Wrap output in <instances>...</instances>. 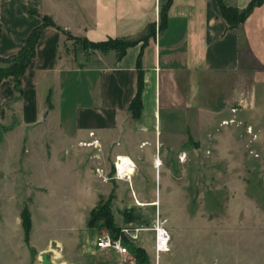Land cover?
I'll list each match as a JSON object with an SVG mask.
<instances>
[{
    "label": "crops",
    "instance_id": "0c3cea01",
    "mask_svg": "<svg viewBox=\"0 0 264 264\" xmlns=\"http://www.w3.org/2000/svg\"><path fill=\"white\" fill-rule=\"evenodd\" d=\"M249 1L0 0V58L15 56L44 16L60 29L47 27L41 32L35 56L21 77V94L14 90L12 77L0 82L3 142L19 131L21 148H26L34 132V154L46 164H59L54 145L39 140L36 133L52 117L67 131L74 128L78 146L86 149L81 157L84 182L73 189L66 207L54 210L85 211L86 217L83 221L78 213L63 212L56 232L31 220L29 242L24 243L29 264L32 255L39 260L34 264H42L43 256L53 264L57 257L47 255L58 251L53 244L65 257L90 253L97 236L90 240L94 230L87 226L89 214L100 200L110 206L111 196L126 192L120 181L128 183L138 207L158 206L137 190L132 175L119 179L114 162L128 159L136 173L144 161L152 160L155 169L162 131L168 140V151L164 150L168 160L171 148L189 140L206 141L210 135L220 142L224 133L233 147V133L244 122L251 131L248 123L259 115V102L264 100V0L234 27L228 26L218 8L221 2L241 12ZM149 26L154 27L153 34ZM66 34L93 43L108 39L136 43L121 58L115 51L97 52V62L85 66L78 60L84 54ZM139 72L141 110L135 117L130 104L137 94ZM48 179L52 178L45 176L44 183L34 185L39 194L56 193V184ZM167 180L169 184V175ZM139 197L146 202H139Z\"/></svg>",
    "mask_w": 264,
    "mask_h": 264
},
{
    "label": "rangeland",
    "instance_id": "374dc122",
    "mask_svg": "<svg viewBox=\"0 0 264 264\" xmlns=\"http://www.w3.org/2000/svg\"><path fill=\"white\" fill-rule=\"evenodd\" d=\"M70 41L84 54L79 63L88 66L97 62L94 58L101 52L99 49ZM106 46H116L117 52L109 51L118 55L122 44L108 42ZM85 58H90V62ZM14 63L11 58L0 60V69H9ZM39 92L41 96V89ZM259 105V115L248 123L251 131L244 122L233 133V147L226 142L230 139L228 134L222 133L220 142L209 135L206 141L189 140L185 146L171 148L168 160L164 156L168 140L162 131L160 151L156 153L162 166L160 163L155 170L152 160L144 161L132 174L137 190L146 192V200L153 199L158 206L138 207L128 183L120 181L126 192L111 196L112 221L102 210L93 216L96 223L90 228L94 230L90 240L105 233L113 235L116 228L123 226L152 229L158 215L170 235L167 252L156 255L154 234L148 231L140 234L126 257L97 251L95 247L82 257H65L53 244L52 249L58 251L47 254L50 259L57 257L53 264H264V100ZM3 120L0 115V123ZM36 133L39 140L54 145L59 164L51 166L34 154V132L30 133L26 148H21L22 133L15 131L3 142L6 134L0 125V264L30 263L21 222L24 209L35 226L45 223L53 232L64 220L63 212L78 213L54 210L57 206L66 207L65 202L73 199V189L84 182L86 170L81 157L86 149L78 146L74 128L67 131L52 117ZM216 143L220 145L217 147ZM45 176L56 184L55 194L41 195L34 186L44 183ZM144 199L139 197V202L145 203ZM78 216L84 221L85 211ZM36 236L40 238L41 233ZM135 248L143 252V259L135 257ZM37 261L38 257L32 255V264Z\"/></svg>",
    "mask_w": 264,
    "mask_h": 264
},
{
    "label": "trees",
    "instance_id": "16d2710c",
    "mask_svg": "<svg viewBox=\"0 0 264 264\" xmlns=\"http://www.w3.org/2000/svg\"><path fill=\"white\" fill-rule=\"evenodd\" d=\"M260 2L261 0H250L246 8L242 10L241 12H238L234 8L226 7L221 2H218V8H219L220 15L227 22L228 26L234 27L238 23L242 22L246 18V16L251 12V10L260 4ZM167 6H168V2H167V5H165V8L161 10V17H162L163 11L164 10L166 11ZM161 26H162V19H161V22L158 28L161 29ZM47 27H53V28H56L57 30H60L58 27L55 26V24L48 17H45V16L42 17L41 24L30 32L27 38L23 41V45L20 48L19 52L15 56L10 57L11 59L15 61L14 65L9 69H0V82L8 77H12L14 80V90L18 92L19 94H21V77L24 74L26 68L29 66L31 60L35 56V47L40 38L41 32L43 31V29ZM153 32H154V27L151 28V26H149V34H153ZM66 36H67V39L69 40H74L76 42L80 41L82 44H85L88 47H92L93 49L95 48L99 49L101 52H103L102 51L103 49L104 51L106 50V52L109 50L116 51L117 49L116 46H112V47L110 46L108 48V46L106 45L108 42H120L122 44V47H120L118 58H121L125 54L127 48L133 46L136 43L133 41L123 40V39H108L103 42L93 43V42L87 41L86 39L72 37L69 34H66ZM7 59L0 58V60L2 61H6ZM137 64L139 68L140 58H138ZM141 91H142V76H141V73L139 72L137 94L130 104V110L135 117L139 116L140 110H141V99H140ZM99 210H102V212L106 216H108L109 221L110 220L112 221L109 202L108 203L104 201L101 202L100 200L98 208L93 209L89 214V220L87 223V226L89 228H93L94 224L96 223V220L93 219V216ZM21 222H22V227L24 231V242L26 245H28L29 232L31 229V221H30V214L26 209H24L21 214ZM117 233H118V229L116 228L114 230L113 236H115ZM131 249H133L132 246L130 248V251ZM134 253L136 254L135 255L136 258L138 259L144 258V255H142L143 252L140 251L139 249L135 248ZM139 255H142L143 257Z\"/></svg>",
    "mask_w": 264,
    "mask_h": 264
},
{
    "label": "built area",
    "instance_id": "2783aa9c",
    "mask_svg": "<svg viewBox=\"0 0 264 264\" xmlns=\"http://www.w3.org/2000/svg\"><path fill=\"white\" fill-rule=\"evenodd\" d=\"M156 37H158V27L156 28ZM119 163L121 164L120 158H117L114 162L116 174H118ZM148 231L154 234V252L156 255L167 252L170 235L164 227V222L160 221L158 215L156 216L152 229L123 226L118 229V233L115 236L109 233L97 236L95 248L97 251H110L120 257H126L130 255V248L139 239L140 234Z\"/></svg>",
    "mask_w": 264,
    "mask_h": 264
},
{
    "label": "bare ground",
    "instance_id": "6f19581e",
    "mask_svg": "<svg viewBox=\"0 0 264 264\" xmlns=\"http://www.w3.org/2000/svg\"><path fill=\"white\" fill-rule=\"evenodd\" d=\"M120 161H121V164L119 163V169H118L117 175L119 179H125L134 173V168L133 166H131V163L129 162L128 159L121 158ZM154 166L155 168L160 167V162L158 161V157H156L154 160Z\"/></svg>",
    "mask_w": 264,
    "mask_h": 264
},
{
    "label": "water",
    "instance_id": "95a60500",
    "mask_svg": "<svg viewBox=\"0 0 264 264\" xmlns=\"http://www.w3.org/2000/svg\"><path fill=\"white\" fill-rule=\"evenodd\" d=\"M42 264H49V261L46 260L45 256L42 257Z\"/></svg>",
    "mask_w": 264,
    "mask_h": 264
}]
</instances>
